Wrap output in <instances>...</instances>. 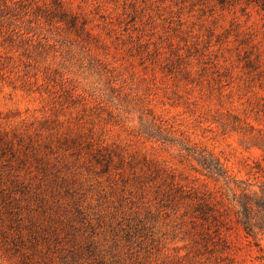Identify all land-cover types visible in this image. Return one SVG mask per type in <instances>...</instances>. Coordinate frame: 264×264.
Returning <instances> with one entry per match:
<instances>
[{
	"label": "rangeland",
	"instance_id": "374dc122",
	"mask_svg": "<svg viewBox=\"0 0 264 264\" xmlns=\"http://www.w3.org/2000/svg\"><path fill=\"white\" fill-rule=\"evenodd\" d=\"M243 10L0 0V264L261 263L236 222L264 193V12Z\"/></svg>",
	"mask_w": 264,
	"mask_h": 264
},
{
	"label": "trees",
	"instance_id": "16d2710c",
	"mask_svg": "<svg viewBox=\"0 0 264 264\" xmlns=\"http://www.w3.org/2000/svg\"><path fill=\"white\" fill-rule=\"evenodd\" d=\"M217 4L221 9H241L255 8L264 12V0H217ZM264 161V147H263ZM202 167V175L207 178L219 181L223 179L226 185L234 184L233 179L228 174V170L212 156H205L199 160ZM260 165H258L259 169ZM207 204L200 203L198 207L199 218L205 222L209 221ZM238 211L236 212V222L244 236L251 244H253L260 253L258 259L260 264H264V193L259 194L256 191H241L238 200Z\"/></svg>",
	"mask_w": 264,
	"mask_h": 264
}]
</instances>
